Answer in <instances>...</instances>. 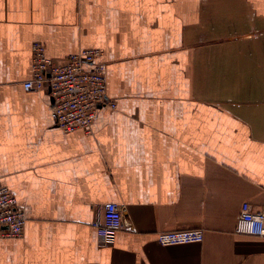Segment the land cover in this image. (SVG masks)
<instances>
[{
  "label": "crops",
  "instance_id": "crops-1",
  "mask_svg": "<svg viewBox=\"0 0 264 264\" xmlns=\"http://www.w3.org/2000/svg\"><path fill=\"white\" fill-rule=\"evenodd\" d=\"M37 41L58 61L103 51L91 131L58 126L48 85L25 90ZM4 186L27 223L0 264H264V236L236 231L264 206V0H0ZM107 202L112 243L92 224ZM188 229L204 240L158 241Z\"/></svg>",
  "mask_w": 264,
  "mask_h": 264
},
{
  "label": "built area",
  "instance_id": "built-area-1",
  "mask_svg": "<svg viewBox=\"0 0 264 264\" xmlns=\"http://www.w3.org/2000/svg\"><path fill=\"white\" fill-rule=\"evenodd\" d=\"M102 55L99 48H86L58 61L48 56L46 46L37 41L33 45V73L24 81V88L35 91L48 85L58 126L67 132L91 131L99 107L107 102V69L100 59ZM110 104L116 107L114 102ZM26 223V213L17 197L8 187H0V238L23 236ZM92 224L104 243H112L123 225L121 205L107 202ZM236 231L264 236V206L254 210L249 202L244 203ZM204 237L202 229L162 231L158 241L179 245L202 242Z\"/></svg>",
  "mask_w": 264,
  "mask_h": 264
}]
</instances>
